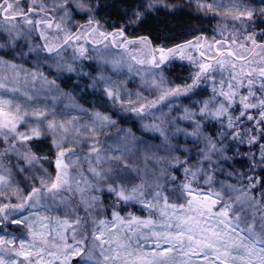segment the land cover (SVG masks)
<instances>
[{
  "label": "snow or ice",
  "instance_id": "1",
  "mask_svg": "<svg viewBox=\"0 0 264 264\" xmlns=\"http://www.w3.org/2000/svg\"><path fill=\"white\" fill-rule=\"evenodd\" d=\"M186 7L216 34L169 47L135 33L171 0H0V264H264V6Z\"/></svg>",
  "mask_w": 264,
  "mask_h": 264
},
{
  "label": "trees",
  "instance_id": "2",
  "mask_svg": "<svg viewBox=\"0 0 264 264\" xmlns=\"http://www.w3.org/2000/svg\"><path fill=\"white\" fill-rule=\"evenodd\" d=\"M138 0H99V16L98 18L104 23L109 30L113 25H119L124 22V14L129 10L130 6L134 5ZM257 3V2H256ZM257 7L264 6L261 2L257 3ZM77 20L84 23L86 16L82 17L77 14ZM258 28H264V24H258ZM216 31V19L198 15L194 10L187 8L176 9L174 13L162 11L159 15H153L143 26H137L138 35H150L156 44H166L172 46L175 43H182L185 40H191L196 36H207L211 38ZM86 66L85 70H93V61H83ZM174 69H170L169 79L182 81L189 75L190 68L181 63H173ZM90 66V67H89ZM67 76V74H66ZM66 76L61 79L60 86L65 90H73V85L77 83L76 79H66ZM76 91L83 93V84ZM90 98L88 93H83ZM125 123V122H123ZM122 123V124H123ZM137 135L140 134L136 133ZM148 134L145 133V137ZM42 153H48L51 149L50 141H45L40 145ZM54 157V152L51 153ZM52 171V167H51ZM182 178V177H181ZM23 179V177H21ZM28 182H25L27 184ZM107 196V194H105Z\"/></svg>",
  "mask_w": 264,
  "mask_h": 264
},
{
  "label": "rangeland",
  "instance_id": "3",
  "mask_svg": "<svg viewBox=\"0 0 264 264\" xmlns=\"http://www.w3.org/2000/svg\"><path fill=\"white\" fill-rule=\"evenodd\" d=\"M259 5V3L261 2V0H252V6L254 7H257V3ZM171 3H173L175 6H176V9H179V8H187L189 9L188 7H186V4L188 3V0H171ZM191 10H194V9H191ZM215 34H216V31H215ZM214 34V35H215ZM88 61V60H87ZM183 63L184 65L189 66L188 62L187 61H184V62H181L179 60H176L174 61L173 63ZM96 68V65H95V62L93 61V70H95ZM87 71V70H86ZM53 75H57L55 72H53ZM66 76V73L63 74V75H58L57 76V84L59 85V87L61 88V90L65 93H70L76 100L77 102L79 103H84V101L80 100V96H81V93L80 91H70V90H65L63 87L60 86V81L61 79H63L64 77ZM51 78V77H50ZM123 79H126L127 80V84H128V87L130 88L131 91L135 92L139 86V78L136 77V76H132V77H128V73L127 71H125V74H124V77H122ZM67 103V98L66 97H61L59 100H58V104H59V107L61 109L64 108V105ZM93 103H95V101L93 100V98L90 96V98H88V104H86L85 106L86 107H89L91 106ZM125 123H120L117 128H113L112 129V132L109 133V138H114L116 132L118 131V128H132V130L136 133H139L140 131V124L139 122H137L135 120V118H128L124 121ZM148 134V136L150 135L149 133H146ZM104 139H107V138H104ZM54 158V157H53ZM52 167V173L54 174L55 173V167H54V164L51 166ZM106 194V193H105ZM37 227H39V223H37L36 225ZM55 226V225H53ZM17 226H13L11 224L8 225V230L11 232L13 229H16ZM23 231H26L25 229L23 228H20L18 231L15 232L16 235H20L21 232ZM3 233H0V235H2Z\"/></svg>",
  "mask_w": 264,
  "mask_h": 264
},
{
  "label": "water",
  "instance_id": "4",
  "mask_svg": "<svg viewBox=\"0 0 264 264\" xmlns=\"http://www.w3.org/2000/svg\"><path fill=\"white\" fill-rule=\"evenodd\" d=\"M201 36V35H200ZM194 39V38H193ZM192 40V39H191Z\"/></svg>",
  "mask_w": 264,
  "mask_h": 264
},
{
  "label": "flooded vegetation",
  "instance_id": "5",
  "mask_svg": "<svg viewBox=\"0 0 264 264\" xmlns=\"http://www.w3.org/2000/svg\"><path fill=\"white\" fill-rule=\"evenodd\" d=\"M209 39H211V38H209Z\"/></svg>",
  "mask_w": 264,
  "mask_h": 264
}]
</instances>
